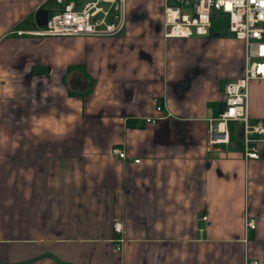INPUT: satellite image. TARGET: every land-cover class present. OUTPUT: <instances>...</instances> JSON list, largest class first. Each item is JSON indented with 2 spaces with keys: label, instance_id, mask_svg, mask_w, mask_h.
I'll use <instances>...</instances> for the list:
<instances>
[{
  "label": "crops",
  "instance_id": "1",
  "mask_svg": "<svg viewBox=\"0 0 264 264\" xmlns=\"http://www.w3.org/2000/svg\"><path fill=\"white\" fill-rule=\"evenodd\" d=\"M88 1L0 0V264H264V144L244 161L231 122L207 146L244 44L164 38L162 0H124L114 34L26 33ZM248 115L264 120V81Z\"/></svg>",
  "mask_w": 264,
  "mask_h": 264
},
{
  "label": "built area",
  "instance_id": "2",
  "mask_svg": "<svg viewBox=\"0 0 264 264\" xmlns=\"http://www.w3.org/2000/svg\"><path fill=\"white\" fill-rule=\"evenodd\" d=\"M162 1L164 38L207 36L213 30V18H217L215 14L219 12L226 21L225 33L244 44L242 75L225 84V108L216 118L208 120L207 146L227 145L230 142L229 123L239 122L244 161L258 159V147L264 144V120H249L248 87L253 80L264 81V0ZM123 5L124 0H89L82 9L76 10L72 3H68L62 10L51 14L44 25L26 33L37 37L114 34L122 26ZM112 11L118 12L116 23L109 22ZM163 108L161 101H156L158 114L162 113ZM159 118H146L145 122L154 123ZM112 154L120 159L126 158L124 151L118 148L112 149ZM134 163H139V160H134ZM244 221L245 228H255L254 220L245 216ZM113 230L120 236L118 242L121 244L125 234L122 223L115 221ZM247 264H257V261Z\"/></svg>",
  "mask_w": 264,
  "mask_h": 264
},
{
  "label": "rangeland",
  "instance_id": "3",
  "mask_svg": "<svg viewBox=\"0 0 264 264\" xmlns=\"http://www.w3.org/2000/svg\"><path fill=\"white\" fill-rule=\"evenodd\" d=\"M215 16H217V18H213V29L214 30H225L226 28V21L224 20V18L222 17V15L218 12L215 14ZM233 36L229 33L226 34V36L224 37L225 39L229 40L231 39ZM233 133V143H237L238 138L235 135V130L233 129L232 131Z\"/></svg>",
  "mask_w": 264,
  "mask_h": 264
},
{
  "label": "water",
  "instance_id": "4",
  "mask_svg": "<svg viewBox=\"0 0 264 264\" xmlns=\"http://www.w3.org/2000/svg\"><path fill=\"white\" fill-rule=\"evenodd\" d=\"M44 23H45V22H44ZM44 23H43V25H44ZM219 35H225V33H222V34L216 33V34H214V36H219ZM224 108H225V104L222 103V104L219 106V113H221V112L224 110Z\"/></svg>",
  "mask_w": 264,
  "mask_h": 264
}]
</instances>
